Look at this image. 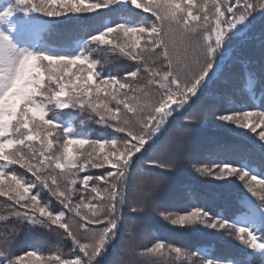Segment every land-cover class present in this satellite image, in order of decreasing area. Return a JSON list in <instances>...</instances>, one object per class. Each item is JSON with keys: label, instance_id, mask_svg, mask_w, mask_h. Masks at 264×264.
<instances>
[{"label": "snow or ice", "instance_id": "obj_1", "mask_svg": "<svg viewBox=\"0 0 264 264\" xmlns=\"http://www.w3.org/2000/svg\"><path fill=\"white\" fill-rule=\"evenodd\" d=\"M106 15L116 19L86 23ZM235 64L252 99L202 113V101ZM257 90L264 97V0L0 5V264H264V98L252 102ZM77 120L105 134L92 138ZM207 127L240 143L209 137L193 160L188 141ZM185 164L207 182L242 185L245 211L224 216L199 198L190 210L162 207ZM150 212L181 229L227 233L238 251L217 257L158 236L141 243ZM25 230L70 241L72 259L39 249L16 254Z\"/></svg>", "mask_w": 264, "mask_h": 264}, {"label": "trees", "instance_id": "obj_2", "mask_svg": "<svg viewBox=\"0 0 264 264\" xmlns=\"http://www.w3.org/2000/svg\"><path fill=\"white\" fill-rule=\"evenodd\" d=\"M7 2L8 0H0V5ZM114 19H116L114 16L106 15L101 18H92L86 23L98 26L101 22H111ZM93 20L95 21L94 24ZM117 66L122 68L126 65L118 64ZM230 73L231 76L227 82L214 85L213 89L210 90V97L202 101V113L206 114L209 106H214L217 111H225L233 103H239L244 97L252 99V93L249 92L248 77L243 66L240 64L232 65ZM262 98L264 97L257 90L255 99L252 102L258 104ZM195 123H198V121ZM76 125L79 131L89 133L92 138L105 134L103 128L95 124L80 126L77 120ZM213 136L222 140L227 139L232 143H240L235 137L226 136L223 130L211 127L200 128L194 135H191L188 141L193 160L202 156L207 139ZM256 158L258 159V157ZM97 174L99 173L97 172ZM181 185L185 186L183 191H181ZM237 185H239V181H237ZM244 192L246 190H243L242 185L224 188L219 183L207 182L192 170L190 164H185L184 169L173 178L172 183L169 185L167 194L162 199V207H166L173 212L185 209L190 210L195 199L199 198L200 203L207 204L214 212L235 218L245 211L241 200ZM252 199L255 203H259L257 198ZM2 207L3 204L0 203V208ZM141 228L142 235L140 240L141 243L145 244L154 242L158 236L159 238L173 241L177 246L183 245L189 251H195L197 247L206 249L210 255L217 257L233 256L238 251L235 246L236 242L227 233H218L215 230H207L202 227L199 230L191 228L181 229L163 221L155 212H150L142 218ZM32 249H39L43 256H50L53 252H57L62 253L64 259H72L70 241H65L56 234L47 232V230H25L21 233L14 248L16 254L23 255L24 251Z\"/></svg>", "mask_w": 264, "mask_h": 264}]
</instances>
